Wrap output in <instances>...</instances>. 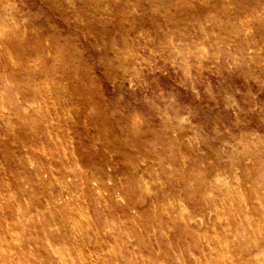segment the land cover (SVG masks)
<instances>
[{"label":"rangeland","instance_id":"rangeland-1","mask_svg":"<svg viewBox=\"0 0 264 264\" xmlns=\"http://www.w3.org/2000/svg\"><path fill=\"white\" fill-rule=\"evenodd\" d=\"M0 21V264H264V0Z\"/></svg>","mask_w":264,"mask_h":264},{"label":"bare ground","instance_id":"bare-ground-1","mask_svg":"<svg viewBox=\"0 0 264 264\" xmlns=\"http://www.w3.org/2000/svg\"><path fill=\"white\" fill-rule=\"evenodd\" d=\"M245 7V6H244ZM108 8V7H107ZM110 10V9H109ZM253 11V10H252ZM258 14V13H257ZM240 16V15H239ZM261 17V16H260ZM9 19V18H8ZM11 19V18H10ZM10 21V20H9ZM1 22V21H0ZM11 29V28H10ZM1 31V30H0ZM4 32V31H3ZM16 35V34H15ZM5 36V35H4ZM1 37V36H0ZM2 37H3V35H2ZM9 37V36H8ZM17 37V36H16ZM262 45V44H261ZM264 45V44H263ZM51 46H52V44H51ZM260 46V45H259ZM8 47V46H7ZM53 47V46H52ZM32 52V51H31ZM33 54V53H32ZM18 61V60H17ZM43 62V61H42ZM5 73V72H4ZM38 74V73H37ZM36 74V75H37ZM62 74V73H61ZM36 77H38V75L36 76ZM39 78V77H38ZM38 78H36V80H38ZM37 83H39V82H37ZM19 84H21V83H19ZM24 85V84H23ZM25 88V87H24ZM29 90V89H28ZM41 92V91H40ZM42 93V92H41ZM36 94V93H35ZM48 94V93H47ZM37 95V94H36ZM38 98V97H37ZM40 99H42L41 97H39ZM98 149V148H97ZM140 151V150H139ZM18 158H19V156H18ZM20 160H21V158H20ZM21 163V162H20ZM145 164V163H144ZM30 167V166H29ZM21 169V168H20ZM26 170V169H25ZM25 173V172H24ZM229 176V175H228ZM235 181V180H234ZM85 183V182H84ZM262 183V182H261ZM99 187V186H98ZM82 189V188H81ZM221 189V188H220ZM83 190V189H82ZM182 195V194H181ZM61 196L63 197V195L61 194ZM176 196V195H175ZM219 196H221V195H219ZM178 197V196H177ZM181 197V196H180ZM86 199V198H85ZM183 199H184V197H183ZM85 206V205H84ZM28 209V208H27ZM36 209L38 210V208L36 207ZM89 210V209H88ZM31 213V212H30ZM57 213V212H56ZM203 213V212H202ZM75 215V214H74ZM33 222V221H32ZM97 225V224H96ZM36 226V225H35ZM111 230V229H110ZM225 240V239H224ZM30 244V243H29ZM9 248H11V247H9ZM32 250V249H31ZM77 250V249H76ZM60 251H62V249H60ZM30 252V251H29ZM32 252V251H31ZM60 253V252H59ZM61 254V253H60ZM225 255V254H224ZM32 256V255H31ZM93 256V255H92ZM63 260V259H62ZM65 260V259H64ZM29 261V260H28ZM63 262V261H62ZM66 263V262H65ZM22 264V263H21ZM50 264H52V263H50Z\"/></svg>","mask_w":264,"mask_h":264}]
</instances>
